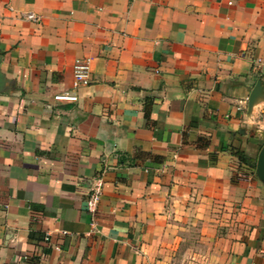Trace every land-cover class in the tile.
<instances>
[{"label": "crops", "instance_id": "crops-1", "mask_svg": "<svg viewBox=\"0 0 264 264\" xmlns=\"http://www.w3.org/2000/svg\"><path fill=\"white\" fill-rule=\"evenodd\" d=\"M0 77V264H264V0H0Z\"/></svg>", "mask_w": 264, "mask_h": 264}, {"label": "built area", "instance_id": "built-area-1", "mask_svg": "<svg viewBox=\"0 0 264 264\" xmlns=\"http://www.w3.org/2000/svg\"><path fill=\"white\" fill-rule=\"evenodd\" d=\"M133 1V0H129ZM23 19L38 22L37 16L26 13L22 15ZM71 92H63L55 95L54 99L57 102H73L77 99V96L74 90H77L80 87H85L89 84V60L87 58L75 59L72 63L71 68ZM101 194V181L100 179H95L93 181L91 190L84 201V208L88 213H94L99 201Z\"/></svg>", "mask_w": 264, "mask_h": 264}, {"label": "water", "instance_id": "water-1", "mask_svg": "<svg viewBox=\"0 0 264 264\" xmlns=\"http://www.w3.org/2000/svg\"><path fill=\"white\" fill-rule=\"evenodd\" d=\"M1 77H0V85H1ZM261 87L259 83L256 82L249 92L247 99H246V108L249 111L251 105L261 96ZM256 174L259 180L264 182V145L262 146L256 160Z\"/></svg>", "mask_w": 264, "mask_h": 264}, {"label": "rangeland", "instance_id": "rangeland-1", "mask_svg": "<svg viewBox=\"0 0 264 264\" xmlns=\"http://www.w3.org/2000/svg\"><path fill=\"white\" fill-rule=\"evenodd\" d=\"M202 251V249H196L191 242H185L181 248L171 252L172 264H192L191 258Z\"/></svg>", "mask_w": 264, "mask_h": 264}]
</instances>
